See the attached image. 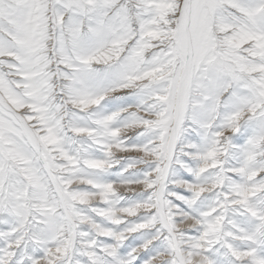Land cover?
Listing matches in <instances>:
<instances>
[{"label":"snow or ice","instance_id":"obj_1","mask_svg":"<svg viewBox=\"0 0 264 264\" xmlns=\"http://www.w3.org/2000/svg\"><path fill=\"white\" fill-rule=\"evenodd\" d=\"M0 264H264V0H0Z\"/></svg>","mask_w":264,"mask_h":264}]
</instances>
